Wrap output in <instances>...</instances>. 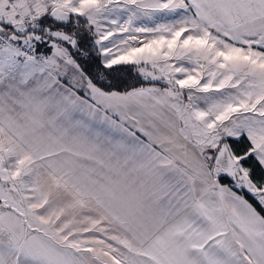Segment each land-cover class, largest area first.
I'll use <instances>...</instances> for the list:
<instances>
[{
    "label": "snow or ice",
    "instance_id": "6c2138e0",
    "mask_svg": "<svg viewBox=\"0 0 264 264\" xmlns=\"http://www.w3.org/2000/svg\"><path fill=\"white\" fill-rule=\"evenodd\" d=\"M0 264H264V0H0Z\"/></svg>",
    "mask_w": 264,
    "mask_h": 264
},
{
    "label": "trees",
    "instance_id": "16d2710c",
    "mask_svg": "<svg viewBox=\"0 0 264 264\" xmlns=\"http://www.w3.org/2000/svg\"><path fill=\"white\" fill-rule=\"evenodd\" d=\"M133 76H134V73L132 72H129L128 76L126 77V80L128 83H132L133 82Z\"/></svg>",
    "mask_w": 264,
    "mask_h": 264
}]
</instances>
